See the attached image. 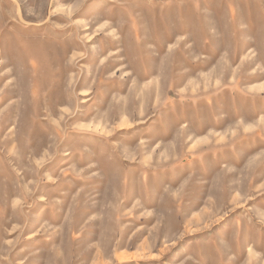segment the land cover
<instances>
[{
	"label": "rangeland",
	"instance_id": "374dc122",
	"mask_svg": "<svg viewBox=\"0 0 264 264\" xmlns=\"http://www.w3.org/2000/svg\"><path fill=\"white\" fill-rule=\"evenodd\" d=\"M0 264H264V0H0Z\"/></svg>",
	"mask_w": 264,
	"mask_h": 264
}]
</instances>
